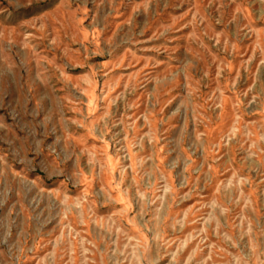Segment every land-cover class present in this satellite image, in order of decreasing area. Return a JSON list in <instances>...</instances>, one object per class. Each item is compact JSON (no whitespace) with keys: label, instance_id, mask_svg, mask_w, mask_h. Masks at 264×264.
Wrapping results in <instances>:
<instances>
[{"label":"rangeland","instance_id":"1","mask_svg":"<svg viewBox=\"0 0 264 264\" xmlns=\"http://www.w3.org/2000/svg\"><path fill=\"white\" fill-rule=\"evenodd\" d=\"M0 264H264V0H0Z\"/></svg>","mask_w":264,"mask_h":264}]
</instances>
